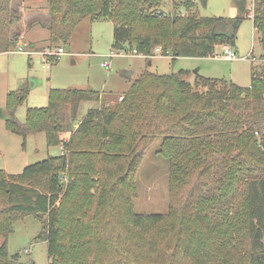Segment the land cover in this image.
I'll use <instances>...</instances> for the list:
<instances>
[{
	"label": "trees",
	"instance_id": "1",
	"mask_svg": "<svg viewBox=\"0 0 264 264\" xmlns=\"http://www.w3.org/2000/svg\"><path fill=\"white\" fill-rule=\"evenodd\" d=\"M9 2L0 0V53L21 35ZM161 2L47 0L49 37L67 43L82 20L108 17L116 46L145 56L159 47L172 64L234 46L244 11L228 22L165 12ZM251 18L264 49V0H252ZM218 20L227 32L213 31ZM191 74L146 70L116 97L51 88L47 106L28 107L24 121L14 111L27 87L7 93L6 128L23 139L44 132L62 152L17 174L0 169V264H20L7 236L28 214L43 221L48 264H264V65H253L247 86ZM85 100L99 103L78 118ZM157 138L168 209L138 213L136 173Z\"/></svg>",
	"mask_w": 264,
	"mask_h": 264
},
{
	"label": "rangeland",
	"instance_id": "2",
	"mask_svg": "<svg viewBox=\"0 0 264 264\" xmlns=\"http://www.w3.org/2000/svg\"><path fill=\"white\" fill-rule=\"evenodd\" d=\"M239 2L245 11L236 25L235 44L232 46L236 54L234 59L224 58L222 46L217 45L214 56L178 57L172 64L171 57L161 55L159 47L153 50L155 55L144 57L132 54L128 48L125 50L116 46L113 39V23L108 17L93 21L82 20L67 43L51 39L47 28V0H10L12 15H15L18 8L22 19L16 21L13 27L15 31H21L17 43H23L25 46H21L22 51L0 53V169L8 174H17L29 164L62 152L60 145H47L44 132L29 134L23 139L21 135L6 128V94L14 92L21 85L27 87V96L14 111L15 118L19 121H24L28 107L47 106L48 91L51 88L93 89L105 94H114L116 97L130 87L133 81L132 72L136 77L146 70L162 74L188 69L192 72L188 77L190 82L193 81V72L197 70L206 77L231 79L240 86L249 85L253 65H264V49L251 18L252 0ZM239 2L162 0L159 9L170 13L178 10L182 17H215L231 22L239 20L242 15ZM36 7L37 11H33ZM29 42L35 44L33 50H57L58 46H62L64 52L54 55L49 67H46L39 53L28 52L31 49L30 46L27 47ZM111 52L115 55L110 58ZM104 60L109 62L110 68L106 69L101 65ZM32 82L34 85H31ZM98 103L99 101L95 100L82 101L78 118H82L88 109L96 107ZM160 142V138L154 141L138 167L135 177L136 194L133 198L135 212L164 213L168 209V164L157 153ZM3 239L0 236V243ZM7 247L9 255L18 253L20 264L49 263L43 221L32 214L14 222L13 231L7 236ZM25 249H30V252Z\"/></svg>",
	"mask_w": 264,
	"mask_h": 264
},
{
	"label": "built area",
	"instance_id": "3",
	"mask_svg": "<svg viewBox=\"0 0 264 264\" xmlns=\"http://www.w3.org/2000/svg\"><path fill=\"white\" fill-rule=\"evenodd\" d=\"M21 46H24L23 43L22 44L21 43L17 44V46H16V48H15L14 51H22V47ZM63 52H64V49L62 47H58L57 50H54V49H51V50L46 49L45 51H43L41 53V55L43 56L42 57V61L45 63V66L48 67L49 64H50V56L59 55V54H61ZM223 52H224L223 56L226 59L232 60V59H234L236 57L235 52L233 51L232 47L229 46V45H223ZM113 55H115V53L114 52H111L110 55H109V57L111 58ZM101 65L104 68H106V69L110 68V64H109V62L107 60H104L101 63ZM25 251L30 252V249H25Z\"/></svg>",
	"mask_w": 264,
	"mask_h": 264
},
{
	"label": "crops",
	"instance_id": "4",
	"mask_svg": "<svg viewBox=\"0 0 264 264\" xmlns=\"http://www.w3.org/2000/svg\"><path fill=\"white\" fill-rule=\"evenodd\" d=\"M33 1H35V2H40L41 0H32V2ZM19 5V4H18ZM239 6V5H238ZM37 9H38V7H36V8H34L33 9V11H37ZM239 9H240V7H239ZM15 11H18V13H19V9L17 8ZM240 11H241V9H240ZM243 11H245V9L243 10ZM20 15H21V13H20ZM21 17V16H20ZM22 19L20 18V20H18V21H21ZM18 23V22H17ZM19 27V25L17 26V27H15V29L16 28H18ZM25 33H26V30H25ZM24 33V34H25ZM30 43V42H29ZM17 46V45H16ZM15 46V47H16ZM25 46V45H24ZM28 46H30L31 47V49L30 50H28V52H37V53H39L40 55H41V53L43 52H41V51H37V50H33V48H34V46H35V44L34 43H30L29 45H27V47ZM217 46V45H216ZM222 46V49H223V45H221ZM15 50V49H14ZM14 50H12V51H14ZM45 51V50H44ZM132 54H134L135 52L134 51H132V50H129ZM137 54V53H136ZM156 54V52H154L153 53V55H155ZM139 55H141V54H139ZM153 55H151V56H153ZM216 55V54H215ZM42 56V55H41ZM54 56V55H53ZM57 56V55H56ZM142 56H144V57H147V56H145V55H142ZM151 56H149V57H151ZM43 57V56H42ZM51 57L52 56H50V62H51ZM103 62V61H102ZM50 65V64H49ZM49 67V66H48ZM197 71V70H196ZM198 72V71H197ZM133 73V79L135 78V74H134V72H132ZM231 80V79H230Z\"/></svg>",
	"mask_w": 264,
	"mask_h": 264
},
{
	"label": "water",
	"instance_id": "5",
	"mask_svg": "<svg viewBox=\"0 0 264 264\" xmlns=\"http://www.w3.org/2000/svg\"><path fill=\"white\" fill-rule=\"evenodd\" d=\"M200 1L203 2L205 0H200ZM236 1L239 2L240 0H236ZM240 3L241 2H239L238 5H239L241 11L243 12L244 9H243V7H241V4ZM213 31L215 33L227 32V29L225 28V25L223 24V22L221 20H218V21H216V23H215V25L213 27ZM117 46H119V45H117ZM131 77L133 78V75H131ZM31 85H34L33 82L31 83Z\"/></svg>",
	"mask_w": 264,
	"mask_h": 264
}]
</instances>
